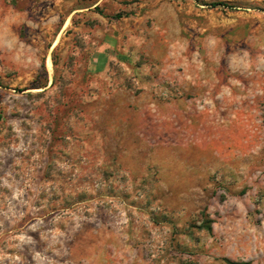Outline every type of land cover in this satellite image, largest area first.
<instances>
[{"label": "rangeland", "instance_id": "rangeland-1", "mask_svg": "<svg viewBox=\"0 0 264 264\" xmlns=\"http://www.w3.org/2000/svg\"><path fill=\"white\" fill-rule=\"evenodd\" d=\"M0 264H264V0H0Z\"/></svg>", "mask_w": 264, "mask_h": 264}, {"label": "trees", "instance_id": "trees-1", "mask_svg": "<svg viewBox=\"0 0 264 264\" xmlns=\"http://www.w3.org/2000/svg\"><path fill=\"white\" fill-rule=\"evenodd\" d=\"M199 1V0H197ZM204 5H209L211 7H219V6H226L223 2H213V3H204ZM121 17L120 15L117 16V18Z\"/></svg>", "mask_w": 264, "mask_h": 264}]
</instances>
